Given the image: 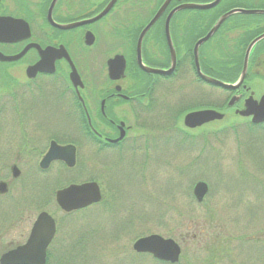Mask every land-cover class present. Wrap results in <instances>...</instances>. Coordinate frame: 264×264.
Segmentation results:
<instances>
[{
  "label": "flooded vegetation",
  "instance_id": "af4514ba",
  "mask_svg": "<svg viewBox=\"0 0 264 264\" xmlns=\"http://www.w3.org/2000/svg\"><path fill=\"white\" fill-rule=\"evenodd\" d=\"M208 111L219 116L186 123ZM256 114H264V0H0V197L22 175L41 181L43 197L62 181L96 179L98 206L108 192L100 177L113 165L168 159L190 171L209 160L212 138L264 133ZM53 144L72 147L73 167L45 168ZM197 206L207 221H193V204L170 206L189 219L174 236L180 261L186 247V264H264V232L238 235L212 220L215 207ZM30 207L8 206L12 227ZM52 217L47 260L59 255Z\"/></svg>",
  "mask_w": 264,
  "mask_h": 264
},
{
  "label": "rangeland",
  "instance_id": "374dc122",
  "mask_svg": "<svg viewBox=\"0 0 264 264\" xmlns=\"http://www.w3.org/2000/svg\"><path fill=\"white\" fill-rule=\"evenodd\" d=\"M217 141H210L209 160L193 165L190 171L188 165L175 166L168 159L145 168L137 161L113 165L110 175L106 170L99 176L108 191L104 203L73 214L63 213L55 200L56 191L70 181H62L43 197L41 181L22 175L9 194L0 197V257L15 243L25 242L31 224L44 211L53 214L61 228L52 246L59 255L53 260L66 255L68 262L63 264H159L150 256L135 255L133 245L153 234L175 239L176 232H186L188 217L183 210L171 212L172 205L193 204V221H207L204 209L192 197L199 182L209 185L204 204L215 207L208 214L214 222H228L226 226L242 236L264 232V133L249 136L242 129L236 139L229 136L222 144ZM10 204L31 205L22 223L13 227L15 213L11 216ZM78 238L87 241L83 248L72 247ZM243 246L241 253H249ZM183 252L181 264H186L191 250L185 247Z\"/></svg>",
  "mask_w": 264,
  "mask_h": 264
},
{
  "label": "water",
  "instance_id": "95a60500",
  "mask_svg": "<svg viewBox=\"0 0 264 264\" xmlns=\"http://www.w3.org/2000/svg\"><path fill=\"white\" fill-rule=\"evenodd\" d=\"M216 116L219 115L212 111L195 113L186 117V123L196 117H204V121L208 122L214 120ZM252 122L256 125L264 123V114H256ZM71 148L53 144L45 158V168L49 167L54 160H64L69 167H73L75 155L70 160L66 156ZM18 176L19 172L15 171V177ZM208 192V185L204 182H199L194 188V196L199 203L204 201ZM0 193H6L5 184L0 185ZM101 199L100 187L95 182L81 185L73 184L56 193V202L61 210L66 213L86 209L99 203ZM55 233L54 219L48 213H42L38 217L27 243L3 254L0 258V264H46L47 250L55 237ZM133 249L137 253L151 254L155 259L170 263H178L181 254V249L175 241L159 235H151L137 240Z\"/></svg>",
  "mask_w": 264,
  "mask_h": 264
},
{
  "label": "trees",
  "instance_id": "16d2710c",
  "mask_svg": "<svg viewBox=\"0 0 264 264\" xmlns=\"http://www.w3.org/2000/svg\"><path fill=\"white\" fill-rule=\"evenodd\" d=\"M91 180H93V181H95L96 179H91ZM98 181V180H97ZM98 182H100V181H98ZM84 243L86 244L87 243V241H85L84 240V238H78L77 239V241L75 242V243H73V245H72V247L73 248H83L84 247ZM5 251V250H4ZM62 257L63 258H61V260H59V261H57V258L55 259V260H53L54 259V257L53 256H50L49 257V259H48V263L47 264H52V262H55V263H53V264H63V262L64 263H67L68 262V260H66V262H65V260L64 259H66V255H62ZM65 257V258H64ZM68 258V257H67ZM63 259V260H62ZM181 264V263H180Z\"/></svg>",
  "mask_w": 264,
  "mask_h": 264
}]
</instances>
